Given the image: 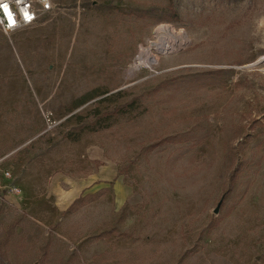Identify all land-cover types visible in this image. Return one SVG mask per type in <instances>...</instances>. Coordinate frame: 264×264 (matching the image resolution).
<instances>
[{"label":"rangeland","instance_id":"1","mask_svg":"<svg viewBox=\"0 0 264 264\" xmlns=\"http://www.w3.org/2000/svg\"><path fill=\"white\" fill-rule=\"evenodd\" d=\"M51 3L0 51V264H264V0Z\"/></svg>","mask_w":264,"mask_h":264},{"label":"built area","instance_id":"2","mask_svg":"<svg viewBox=\"0 0 264 264\" xmlns=\"http://www.w3.org/2000/svg\"><path fill=\"white\" fill-rule=\"evenodd\" d=\"M0 4L8 5V12L0 7V29L4 34H12L36 24L52 8L51 0H0ZM26 14L31 19H26ZM9 15L13 22H10ZM11 191L18 190L12 187Z\"/></svg>","mask_w":264,"mask_h":264},{"label":"bare ground","instance_id":"3","mask_svg":"<svg viewBox=\"0 0 264 264\" xmlns=\"http://www.w3.org/2000/svg\"><path fill=\"white\" fill-rule=\"evenodd\" d=\"M185 38L182 34L173 31H164L157 34L155 40L150 41L149 45L141 46L136 57L133 69H137L143 65H151L155 62L154 52L165 53L168 50H174L176 47L185 43ZM69 195H67V198Z\"/></svg>","mask_w":264,"mask_h":264},{"label":"crops","instance_id":"4","mask_svg":"<svg viewBox=\"0 0 264 264\" xmlns=\"http://www.w3.org/2000/svg\"><path fill=\"white\" fill-rule=\"evenodd\" d=\"M4 36H5V34L0 29V51H2V52H3V48H4ZM66 197H67V195H66Z\"/></svg>","mask_w":264,"mask_h":264},{"label":"snow or ice","instance_id":"5","mask_svg":"<svg viewBox=\"0 0 264 264\" xmlns=\"http://www.w3.org/2000/svg\"><path fill=\"white\" fill-rule=\"evenodd\" d=\"M0 7H2L4 9L5 8V5L0 4ZM26 19H31V17L30 16H27V14H26ZM9 20H10V22H13V21H11V18Z\"/></svg>","mask_w":264,"mask_h":264},{"label":"clouds","instance_id":"6","mask_svg":"<svg viewBox=\"0 0 264 264\" xmlns=\"http://www.w3.org/2000/svg\"><path fill=\"white\" fill-rule=\"evenodd\" d=\"M3 5H5V8H4V11L5 12H8V5L7 4H3ZM11 18V16L9 15V19Z\"/></svg>","mask_w":264,"mask_h":264},{"label":"trees","instance_id":"7","mask_svg":"<svg viewBox=\"0 0 264 264\" xmlns=\"http://www.w3.org/2000/svg\"><path fill=\"white\" fill-rule=\"evenodd\" d=\"M77 199H79V198H77ZM77 199H75V200L73 201V203L68 207V209H70V208L74 205V203H75V201H77Z\"/></svg>","mask_w":264,"mask_h":264},{"label":"water","instance_id":"8","mask_svg":"<svg viewBox=\"0 0 264 264\" xmlns=\"http://www.w3.org/2000/svg\"><path fill=\"white\" fill-rule=\"evenodd\" d=\"M218 211V206L215 208V212H217Z\"/></svg>","mask_w":264,"mask_h":264}]
</instances>
